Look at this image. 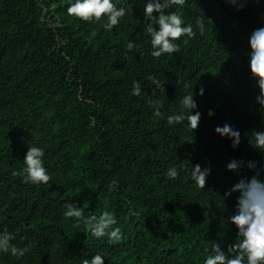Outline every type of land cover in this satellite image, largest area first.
I'll return each instance as SVG.
<instances>
[{"label": "trees", "instance_id": "16d2710c", "mask_svg": "<svg viewBox=\"0 0 264 264\" xmlns=\"http://www.w3.org/2000/svg\"><path fill=\"white\" fill-rule=\"evenodd\" d=\"M69 3L0 0V231L13 233L18 247L31 244L22 258L0 254V264H82L97 253L105 264H202L213 242L227 254L238 239L226 221L239 194H224L264 165L250 143L264 131V109L248 56L251 33L264 27V0H246L240 10L226 0H185L179 15L197 34L158 59L143 31L147 0H113L127 12L112 32L69 16ZM148 75L165 91L153 95ZM192 90L202 114L196 130L153 116L147 99L166 117ZM224 123L241 132L237 149L216 134ZM29 144L45 153L46 185L22 182ZM231 160L245 162L239 174L227 170ZM196 164L211 168L204 189L191 178ZM171 166L175 180L165 176ZM68 202L85 216L112 212L122 242L98 240L65 218Z\"/></svg>", "mask_w": 264, "mask_h": 264}, {"label": "clouds", "instance_id": "9594fccd", "mask_svg": "<svg viewBox=\"0 0 264 264\" xmlns=\"http://www.w3.org/2000/svg\"><path fill=\"white\" fill-rule=\"evenodd\" d=\"M227 3L242 9L246 0H226ZM185 0H147L144 4V22L143 31L150 37V54L153 58H160L162 55L171 56L178 53L182 41L188 44L196 36L191 23H184L183 18L179 15L178 9L182 7ZM175 9V11H167ZM127 9L117 7L113 0H70L67 7V14L82 22L101 23L105 32H112L121 20L125 17ZM158 26V27H157ZM197 28L200 35L205 34V26L197 19ZM92 35H95L93 33ZM250 53L249 69L252 79L259 88L256 102L264 109V27H259L251 33L249 37ZM136 47L133 42L127 44V48L132 50ZM147 81L154 86L153 95L165 91L162 81L155 75H148ZM190 86L185 83L184 88ZM204 88L201 87L199 95H204ZM142 93L140 82L132 81L131 95L139 97ZM197 93L192 90L189 94L180 97V109L164 117L160 111V106L151 98L147 103L154 109L153 116L166 119L169 125H181L193 132L199 126L201 121V112L198 110V104L195 100ZM215 115L213 110L208 111L211 118ZM215 132L223 139L232 142L233 149H237L241 143V132L233 128L230 124L224 123L217 126ZM250 143L252 147L261 155H264V131H254L251 135ZM44 151L37 146H28V150L23 160L22 182L39 186L48 184L50 175L44 164ZM245 162L231 160L227 164V170L239 174L240 169ZM247 167L255 171L257 163L248 161ZM264 173V165L260 166V171L251 178H242L232 186L224 195L230 197L233 193H238L236 198L235 213L231 215L226 223L234 225L237 229V242L228 248L226 254L222 251L220 244L212 243L211 252L206 250V257L202 264H264V179L261 174ZM211 175L210 167H201L196 164L192 166L191 178L193 183L204 189L207 177ZM165 176L168 180H175L179 172L175 166L167 169ZM115 188V182L109 186ZM65 218H75L82 222L88 228L90 235L96 239L107 238L113 245H118L123 240V232L120 227L116 226L118 221L116 216L106 210L99 214L90 213L84 215L83 207L76 203L68 202L64 205ZM15 239L13 233L6 229L0 231V254L10 255L15 258H22L30 252L31 244H25L18 247L12 243ZM82 264H105V257L100 254L92 255L90 258H84Z\"/></svg>", "mask_w": 264, "mask_h": 264}]
</instances>
